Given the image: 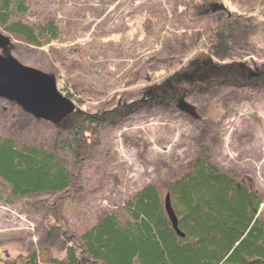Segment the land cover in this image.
Wrapping results in <instances>:
<instances>
[{
  "label": "rangeland",
  "instance_id": "rangeland-1",
  "mask_svg": "<svg viewBox=\"0 0 264 264\" xmlns=\"http://www.w3.org/2000/svg\"><path fill=\"white\" fill-rule=\"evenodd\" d=\"M238 1L247 5L245 12L227 0H30L34 20L56 21L59 40L37 48L0 30L10 39L0 54L54 75L59 91L66 86L80 97L72 115L108 111L80 169L60 152L73 172L70 190L0 203V264L4 250L39 249L54 199L59 220L76 235L103 213L122 216L121 204L144 185L161 192V182L180 175L204 151L258 195L264 220V83L253 81L264 70V0ZM228 13L256 26L245 48L220 62L242 63L245 84L218 83L181 96L192 114L176 103L148 100L153 85L206 56L199 55L209 52L203 32ZM117 104L128 111L111 115ZM72 115L55 125L0 98V136L50 149ZM63 247L61 241L59 257Z\"/></svg>",
  "mask_w": 264,
  "mask_h": 264
},
{
  "label": "trees",
  "instance_id": "trees-1",
  "mask_svg": "<svg viewBox=\"0 0 264 264\" xmlns=\"http://www.w3.org/2000/svg\"><path fill=\"white\" fill-rule=\"evenodd\" d=\"M29 1L0 0V30L37 48L57 42L60 28L56 21L34 20ZM227 2L240 8L239 12L247 9L238 0ZM255 31L256 26L242 14L228 13L223 21L214 22L202 34L209 41V52L199 55L206 56L191 59L192 66L153 85L148 100L174 104L194 89L218 83L245 84L248 75L242 63L220 62L236 49H244ZM253 81L263 84L264 70ZM70 90L61 87L66 97L81 104L80 97ZM125 108L117 104L109 112L118 115L128 111ZM106 113L86 116L77 110L51 140L50 149L0 136V203L14 204L34 195L70 190L73 172L63 157L71 167L80 169L93 144L90 136L102 125ZM161 185V192L154 184L144 185L121 204L122 216L105 213L76 235L69 234L59 220L54 199L48 205L50 218L38 241L39 249L14 255L4 250V264H264V220L259 215L263 201L213 162L206 151L191 159L184 172ZM165 195L181 235L166 214ZM61 241L64 247L59 257L56 250ZM45 248L50 249V256L41 259Z\"/></svg>",
  "mask_w": 264,
  "mask_h": 264
},
{
  "label": "water",
  "instance_id": "water-1",
  "mask_svg": "<svg viewBox=\"0 0 264 264\" xmlns=\"http://www.w3.org/2000/svg\"><path fill=\"white\" fill-rule=\"evenodd\" d=\"M10 39L0 33V50L9 45ZM0 98L15 102L23 111L36 119L58 124L75 110L74 102L65 97L56 87L55 76L37 68L24 65L12 56L0 54ZM177 106L190 113L183 99ZM164 207L175 231L176 217L168 196Z\"/></svg>",
  "mask_w": 264,
  "mask_h": 264
},
{
  "label": "bare ground",
  "instance_id": "bare-ground-1",
  "mask_svg": "<svg viewBox=\"0 0 264 264\" xmlns=\"http://www.w3.org/2000/svg\"><path fill=\"white\" fill-rule=\"evenodd\" d=\"M72 186H73V185H71L70 189L72 188ZM137 190H139V189H137ZM137 190H136V191H137ZM136 191H134L132 194H134ZM132 194H131V195H132ZM131 195H130V196H131ZM130 196H129V197H130ZM103 214H105V213H103ZM103 214H102V215H103ZM100 216H101V215H100Z\"/></svg>",
  "mask_w": 264,
  "mask_h": 264
}]
</instances>
